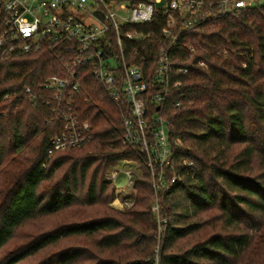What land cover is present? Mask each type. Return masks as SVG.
<instances>
[{
  "label": "trees",
  "instance_id": "obj_1",
  "mask_svg": "<svg viewBox=\"0 0 264 264\" xmlns=\"http://www.w3.org/2000/svg\"><path fill=\"white\" fill-rule=\"evenodd\" d=\"M165 19L155 13L149 24L133 27L151 35L125 40L127 61L149 82ZM64 46L45 42L38 51L20 54L0 49V171L9 160L15 176L1 203L0 251L27 221L70 209L83 190L88 206L113 199L114 185L105 176L126 160L137 162L140 173L131 181L145 194L125 214H103L42 233L10 250L0 264L42 253L38 264H152L156 245L158 264H264V226H252L255 217L264 216V3L210 17L174 41L173 69L188 70L174 73L172 81L180 85L171 86L158 110L169 121L170 139L179 141L170 163L154 168L163 220L159 233L155 214L143 202L154 193L146 157L123 141L127 106L107 94L91 64L72 65L74 51ZM69 72L79 83L77 91L59 98L44 86L50 77ZM69 107L88 120L91 140L49 154L50 138L63 131L60 112ZM22 164L26 167L16 170ZM206 226L218 228L206 234ZM72 238L94 240V249L49 252ZM133 251L136 258L126 256Z\"/></svg>",
  "mask_w": 264,
  "mask_h": 264
},
{
  "label": "built area",
  "instance_id": "obj_2",
  "mask_svg": "<svg viewBox=\"0 0 264 264\" xmlns=\"http://www.w3.org/2000/svg\"><path fill=\"white\" fill-rule=\"evenodd\" d=\"M257 0H0V49L3 54L38 51L42 44H65L74 51L70 58L76 63L91 64L94 78L114 100H122L128 109L123 116L124 143L136 147L146 157L151 171L156 166L170 163L173 145L169 121L158 111L171 86L175 72H186V66L173 69L169 57L174 41L185 32L196 28L210 17L236 14L251 8ZM165 15L160 34L163 41L156 45L157 59L149 82L142 69L127 61L125 40L147 37L133 27L149 24L155 15ZM167 38V39H166ZM167 41H166V40ZM189 51L193 45L183 44ZM134 52V51H133ZM182 63V62H180ZM202 62H197V65ZM54 90L56 97L77 91L75 74L67 77L54 75L44 84ZM152 88H155L152 91ZM28 91V89H26ZM157 110H152L154 107ZM63 131L50 138L48 153L69 147H80L90 142L88 120H81L69 107L60 112ZM125 166L136 165L126 160ZM126 183L132 174L123 172ZM114 181L118 171L113 170Z\"/></svg>",
  "mask_w": 264,
  "mask_h": 264
},
{
  "label": "rangeland",
  "instance_id": "obj_3",
  "mask_svg": "<svg viewBox=\"0 0 264 264\" xmlns=\"http://www.w3.org/2000/svg\"><path fill=\"white\" fill-rule=\"evenodd\" d=\"M264 3V0H257V3H253L251 8L256 7L257 5H261ZM26 165L22 164V166L16 167V170L19 171V169L25 168ZM11 168L10 161H6L4 165L2 166V169L0 171V209L2 206L3 198L5 197L6 193L9 191L10 184L15 180V176L13 173H11L9 170ZM118 171L117 178L113 181L111 179V173L113 170ZM125 171H129L131 174L138 175L140 173V169L137 168L136 165L132 166H116L115 168H111L107 171L105 180L109 181L112 185H114V198L113 199H105V202H101L98 205L95 206H88L85 198L84 190L78 194V201L75 203L73 207H71L68 210L62 211L55 215H48L43 217H37L30 221H27L25 224H23L17 231L15 236L12 238L11 242L7 245V247L0 251V259H2L10 250L16 249L20 246L25 245L28 243L32 238L45 233L57 226H60L62 224H66L73 221H83L85 219H89L92 217H98L101 215H107V214H125L128 211H130L133 208L134 200L138 196H144L145 193H141V195L138 192L137 188L133 187L132 181L129 183V185L126 183V178L123 175ZM151 171V169H150ZM64 170H60L57 172L56 176L57 178H60L63 175ZM155 173L156 170L153 168L151 171V174L149 176V180L154 188L153 195L149 196V199H144L143 202L147 206L150 207V211L155 214L157 219V225L158 227V233L160 231L159 224L162 220V218L159 216V199L157 197V190L155 188L156 182H155ZM158 180V179H157ZM50 184V183H49ZM48 184V185H49ZM51 188V186H50ZM44 189V193L48 192L50 189ZM147 192V191H146ZM139 194V195H138ZM149 194V193H147ZM129 196V197H126ZM148 196V195H146ZM142 202V201H141ZM150 204V205H149ZM256 221L253 223L252 226H264V216L262 217H255ZM218 228V227H217ZM217 228H213L210 226H206L205 232L206 234L210 233L211 231L217 230ZM195 239L193 237L191 240ZM190 240V241H191ZM94 240H88L84 238H72L63 241L60 245L53 246L50 249V253H54L59 251L63 247H73L78 248L81 246V248H91L94 249L93 245L90 243H93ZM158 243V241H157ZM186 246L185 243H182L181 246ZM158 245L155 246V252L153 253V263L152 264H158ZM97 252V251H96ZM43 254H39L33 258H30L26 260L25 262H21L19 264H38L39 260L42 258ZM129 255V258H136V254L134 251L130 254L126 253V256ZM103 257H108L109 253H103ZM90 262V261H89ZM89 262H83L80 264H89Z\"/></svg>",
  "mask_w": 264,
  "mask_h": 264
}]
</instances>
